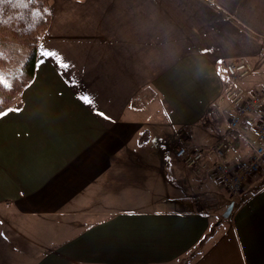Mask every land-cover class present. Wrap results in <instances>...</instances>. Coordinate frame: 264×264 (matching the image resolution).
Masks as SVG:
<instances>
[{
  "label": "crops",
  "instance_id": "obj_1",
  "mask_svg": "<svg viewBox=\"0 0 264 264\" xmlns=\"http://www.w3.org/2000/svg\"><path fill=\"white\" fill-rule=\"evenodd\" d=\"M47 1L38 53L54 55L0 115V264H264V172L229 217L232 200L209 211L234 111L224 63L254 66L247 96L264 88V0ZM254 126L230 137L231 167ZM180 144L210 168L194 175Z\"/></svg>",
  "mask_w": 264,
  "mask_h": 264
},
{
  "label": "built area",
  "instance_id": "obj_2",
  "mask_svg": "<svg viewBox=\"0 0 264 264\" xmlns=\"http://www.w3.org/2000/svg\"><path fill=\"white\" fill-rule=\"evenodd\" d=\"M227 81L224 97L233 105V113L228 121V130L222 135L212 150L215 154L213 172L222 187L237 197L243 187L264 169V88L247 96L238 89L239 84L251 76L255 68L245 60L224 63ZM254 126V138L249 140L251 156L239 161L234 168L228 162L232 150L231 135L241 130L244 122ZM176 158L196 176L208 170L207 148L182 147L175 153ZM242 186V187H241Z\"/></svg>",
  "mask_w": 264,
  "mask_h": 264
},
{
  "label": "trees",
  "instance_id": "obj_3",
  "mask_svg": "<svg viewBox=\"0 0 264 264\" xmlns=\"http://www.w3.org/2000/svg\"><path fill=\"white\" fill-rule=\"evenodd\" d=\"M50 24L51 13L47 0H5L0 4V66L8 62V46L27 45L29 50L21 67L5 70L4 78L0 77V113L33 82L39 47ZM208 167L210 168L209 163ZM239 203L241 202L236 204ZM212 235L213 231L205 237L202 244Z\"/></svg>",
  "mask_w": 264,
  "mask_h": 264
},
{
  "label": "rangeland",
  "instance_id": "obj_4",
  "mask_svg": "<svg viewBox=\"0 0 264 264\" xmlns=\"http://www.w3.org/2000/svg\"><path fill=\"white\" fill-rule=\"evenodd\" d=\"M20 47V49H19ZM6 50L8 51V62L6 65H3L2 67L0 66V77L1 78H4L5 76V70L8 71L10 68H13V67H16V68H19L21 67L24 63H25V60L29 54V50H28V46L27 45H11V46H8L6 48ZM225 78V82L227 81V78L224 76ZM23 91L18 95L16 96L9 104L8 106L0 113L3 114L4 112L8 111L9 109H11L12 107H14L18 102H20V98H21V95H22ZM148 132L150 134H153V132L151 133L150 130H148ZM219 140V139H218ZM217 140V141H218ZM217 143V142H216ZM215 143V144H216ZM214 144V145H215ZM152 145V144H150ZM148 147H151L153 148V145L152 146H148ZM146 147V151H147V148ZM182 147H187V145H183V144H180L179 148H182ZM191 147V146H190ZM193 147V146H192ZM150 148V149H151ZM151 151V150H150ZM147 155V153H145ZM230 154V153H228ZM227 158H229V155L227 156ZM150 162L153 164V162H156V160H153L152 158L149 159ZM228 160V159H227ZM182 163V162H181ZM183 164V163H182ZM184 165V164H183ZM182 165V166H183ZM192 172V171H191ZM264 172V169H262L260 171V173ZM259 173V174H260ZM257 174V175H259ZM199 176V175H198ZM255 177V176H254ZM195 183V181H194ZM246 186V185H245ZM244 186V187H245ZM222 187V186H221ZM242 187V186H241ZM243 187V189H244ZM215 189V190H214ZM242 189V190H243ZM214 192H217L218 191V195H221L220 198H218L216 200V202H212V203H215L213 205H211L210 210L209 211H214L216 212L217 214L219 213L221 215V213L223 211H226L227 209V206L229 205L228 204V201L229 200H232V202H234V204H236L237 202L240 201V195L241 193L235 197L234 195H231V193L229 191H227L224 187H222V189L216 187L214 185V188H213ZM243 192V191H242ZM198 193V192H197ZM198 201V203L200 202H203L205 200V198H203L201 196V193H198V199H196ZM200 201V202H199ZM199 207V208H198ZM198 207L195 208V210H204L203 207H202V204H198Z\"/></svg>",
  "mask_w": 264,
  "mask_h": 264
},
{
  "label": "snow or ice",
  "instance_id": "obj_5",
  "mask_svg": "<svg viewBox=\"0 0 264 264\" xmlns=\"http://www.w3.org/2000/svg\"><path fill=\"white\" fill-rule=\"evenodd\" d=\"M4 2H5V0H0V4H3ZM10 2H11V0H10ZM24 2H27V0H24ZM38 55L41 56V57H49V58H51V56L54 55V53L41 52V53H38ZM39 62H40L41 65H43L46 61L41 59ZM58 67H62L65 70L66 76L68 75V70H69L70 66L67 63H62V64L58 65ZM71 82L72 81L69 78V83H71ZM83 100H84L85 103H88V104L92 103L91 99L88 98V97H83Z\"/></svg>",
  "mask_w": 264,
  "mask_h": 264
},
{
  "label": "water",
  "instance_id": "obj_6",
  "mask_svg": "<svg viewBox=\"0 0 264 264\" xmlns=\"http://www.w3.org/2000/svg\"><path fill=\"white\" fill-rule=\"evenodd\" d=\"M234 205H235L234 202H232V203L229 205L227 211H226L225 214H224V217H225V218H227V217L230 216V214H231V212H232V210H233V208H234Z\"/></svg>",
  "mask_w": 264,
  "mask_h": 264
}]
</instances>
